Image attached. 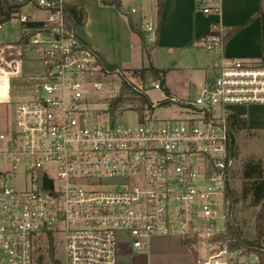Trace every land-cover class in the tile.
Segmentation results:
<instances>
[{"label": "built area", "instance_id": "2783aa9c", "mask_svg": "<svg viewBox=\"0 0 264 264\" xmlns=\"http://www.w3.org/2000/svg\"><path fill=\"white\" fill-rule=\"evenodd\" d=\"M14 1L19 11L0 21V31L11 20L17 26L15 41L0 43V105L12 104L0 115V264H38L40 244H51L49 257L57 239L60 264H118L121 241L140 251L160 235L201 244L207 253L197 264H264V244L236 234L229 188L237 170L230 107L264 104V62L224 57L226 28L214 22L202 47L219 62L198 96L179 99L156 79L146 87L139 71L105 64L79 36L67 0ZM118 1L126 17H138L130 23L143 44L153 45L156 17ZM194 2L204 14L220 13V0ZM24 60L37 61L35 76ZM111 77L123 96L138 101L151 88L162 98L129 109L135 123L108 111L104 121L88 108V93ZM15 84L32 88L26 100L12 101ZM161 104L176 105L181 117L151 119Z\"/></svg>", "mask_w": 264, "mask_h": 264}, {"label": "rangeland", "instance_id": "374dc122", "mask_svg": "<svg viewBox=\"0 0 264 264\" xmlns=\"http://www.w3.org/2000/svg\"><path fill=\"white\" fill-rule=\"evenodd\" d=\"M80 2L86 12L87 17L80 33L85 37L96 39L101 46L121 61V66L126 71L136 69L142 70L143 82L149 87L154 79H160L153 74L148 67L151 58L148 54L151 45L144 44L142 47L138 36L129 32L126 24V18L122 11L110 8H101L100 0H77ZM122 8L129 9L136 7L147 16H154L156 9V0H123ZM100 7L102 10H97ZM112 7V8H111ZM264 9V1H263ZM30 11L25 9L24 12ZM257 26V25H256ZM255 26V27H256ZM258 30V28L256 27ZM255 29V31H256ZM254 31V30H253ZM252 32V28L250 30ZM17 36V26L15 20H11L5 30L0 31V43L13 42ZM27 57L31 58L30 53ZM212 55L203 49L177 50L170 53L166 49L156 50V67L164 69L163 80L169 92L179 99H192L199 95L204 79L208 80L211 75L212 66L210 62ZM174 65H171L174 62ZM37 61L31 62L24 60L22 68L28 72L29 76L37 74ZM206 67V68H205ZM123 68V69H124ZM0 102L5 99L7 89V71L0 67ZM119 82L111 77L107 84H103L100 89L89 91V109H94L98 114H104L103 120L109 118V101L114 97H122V90H118ZM32 88L26 85H16L12 88L11 99L13 102L26 100ZM146 94L149 101L155 102L162 98V93L158 90L147 88ZM126 97L119 104V111L115 114L116 120L121 124H132L137 122L138 115L129 109H137L138 101L132 95ZM12 107L9 105H0V115ZM230 109L238 118L239 128L234 130L235 153L237 156V170L230 183V190L234 193H240L241 189L247 184L242 177L243 163L249 159H264V139L261 127L264 126V104L251 103L247 105H233ZM151 119L164 120L168 118H179L181 114L174 104H161L155 106L149 112ZM248 186V185H247ZM259 210V205L251 202V194L247 193L245 200H238L234 203L233 226L235 227L238 238L246 242L258 238L255 230V215ZM259 243L264 244V231L259 236ZM48 241H43L40 246L42 249L37 251L38 264H51L46 254ZM53 256L60 263L63 261V244L59 239L53 242ZM185 247L176 235H160L149 238L147 246L140 251H130L125 240L119 243L118 264H197L196 257H203L207 251L201 244L196 248ZM44 252V253H43Z\"/></svg>", "mask_w": 264, "mask_h": 264}, {"label": "crops", "instance_id": "0c3cea01", "mask_svg": "<svg viewBox=\"0 0 264 264\" xmlns=\"http://www.w3.org/2000/svg\"><path fill=\"white\" fill-rule=\"evenodd\" d=\"M67 2L68 5H73L84 10V19L82 25L78 26L77 30L79 36L91 48L98 52L105 64L124 68L121 66V61L119 58L107 53V51L96 39L85 37L80 33L79 29L82 28L85 23L87 12L84 6L77 0H67ZM101 8L110 7L105 5ZM101 8L98 7L97 10L101 11ZM262 9V0H220V13L218 15L204 14L196 7L194 0H164L159 20H157L156 9L154 16H152L156 17L158 30L156 42L151 45L150 48H147L149 50L148 54L151 58L150 64L157 68V49H166L170 53L184 49H203L202 43L205 37L208 35L210 25L214 22H219L226 28L224 32L223 44L224 57L261 60V57L264 55V31L262 29V21L258 12ZM125 18L126 24L128 26L127 30H129V32H133L129 27L128 21L131 20L136 22L138 17L133 15L131 17L125 16ZM235 25H239L240 28L231 36L225 38L226 33ZM255 26L258 28V30ZM251 28L252 32H250ZM135 34L138 36L141 46L144 47L141 35H138L137 33ZM207 53L212 55V58L209 62L212 65L210 67L212 75V69L216 64H218L220 54L209 51H207ZM176 63L177 62L175 61L171 65ZM205 80L206 79H204V81ZM166 88L169 92V88L167 86ZM236 119L238 121L237 116ZM183 245L189 248L188 250H190V252H192L194 255V251L190 249V247L185 244Z\"/></svg>", "mask_w": 264, "mask_h": 264}, {"label": "trees", "instance_id": "16d2710c", "mask_svg": "<svg viewBox=\"0 0 264 264\" xmlns=\"http://www.w3.org/2000/svg\"><path fill=\"white\" fill-rule=\"evenodd\" d=\"M264 1V0H262ZM102 5L112 6L115 9H119V1L118 0H100ZM164 0H156V16L157 20L160 18V14L163 8ZM20 9V4L16 3L14 0H0V21L9 20L12 15L18 12ZM69 10L73 14L76 20V24L78 26L82 25L84 19V10L82 8H78L73 5H69ZM262 21V29L264 31V9L258 12ZM130 29L140 35L139 31L132 27L130 21H128ZM240 28L239 25L233 26L227 33L225 38L231 36L234 32H236ZM261 60L264 62V55L261 57ZM144 68V67H143ZM153 72L155 76L160 79V82L164 86L165 91L168 93L166 86L164 85L163 75L165 73L164 69H158L153 67L151 64L146 68ZM143 69H136L134 71H139L142 75ZM138 101L140 102V108H143L145 104L148 105V97L147 96H139ZM122 97H114L109 101V110L111 119L114 117L115 110L117 106L122 102ZM231 123L234 130L238 129L240 126L237 122L236 116L231 115ZM263 132V139H264V126L261 127ZM242 177L244 179V183L247 184L244 186L240 193H234L233 191L230 192V196L232 198L233 203L237 202L238 200H245L247 193L250 192L251 194V202L253 204L259 205V210L255 215V230L258 235V238L254 240H250L246 242L258 244L259 243V236L264 231V159H253L249 158L243 163L242 169ZM49 259L51 260L52 264H60L58 260L53 257V253L51 250L49 251Z\"/></svg>", "mask_w": 264, "mask_h": 264}]
</instances>
